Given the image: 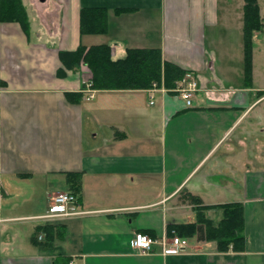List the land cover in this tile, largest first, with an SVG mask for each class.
<instances>
[{
	"label": "crops",
	"instance_id": "crops-1",
	"mask_svg": "<svg viewBox=\"0 0 264 264\" xmlns=\"http://www.w3.org/2000/svg\"><path fill=\"white\" fill-rule=\"evenodd\" d=\"M22 2L29 27L0 20V264H264V73L254 43L246 74L245 0ZM84 8L109 10L106 33L82 34ZM105 44L114 59L161 49L197 80L193 105L158 84L86 100L92 71L60 53ZM60 191L76 192L80 214L34 218ZM230 203L244 208L243 251L196 237L181 254L131 246Z\"/></svg>",
	"mask_w": 264,
	"mask_h": 264
},
{
	"label": "trees",
	"instance_id": "trees-1",
	"mask_svg": "<svg viewBox=\"0 0 264 264\" xmlns=\"http://www.w3.org/2000/svg\"><path fill=\"white\" fill-rule=\"evenodd\" d=\"M108 16L109 10L105 8L82 9V34L106 33ZM0 20L20 22L24 27H29V18L22 0H0ZM263 29L264 18L261 16L259 1L245 0V70L249 77L253 73L254 35ZM60 57L68 68H74L82 61L86 63L93 73L95 89H142L152 87L154 82L167 88H177L187 74L186 70L164 61L159 48L128 49L125 57L114 59L109 44L91 46L88 49L80 46L75 51L61 52ZM71 177L73 175H70V179ZM191 199L194 203H201L199 198L192 196ZM210 208L222 211L218 222L206 216L205 210ZM196 211V222L170 224L169 233L176 231L182 237L215 241L220 252L245 250V217L241 203L202 206Z\"/></svg>",
	"mask_w": 264,
	"mask_h": 264
},
{
	"label": "built area",
	"instance_id": "built-area-1",
	"mask_svg": "<svg viewBox=\"0 0 264 264\" xmlns=\"http://www.w3.org/2000/svg\"><path fill=\"white\" fill-rule=\"evenodd\" d=\"M158 89L156 82L153 83L151 92ZM177 90L181 93V96L186 100L188 106L193 105V97L198 90V82L195 77L188 73L179 83ZM86 93V100L90 101L96 97L97 90L93 87L92 81H88L86 88L84 89ZM152 103L153 101V96ZM78 197L75 193L71 191H60L56 193L52 199L49 210L46 214L41 216H36V219H50L58 216H71L78 215L80 211L77 209ZM169 238L170 241H169ZM156 244H161L164 249V253L168 254H180L185 251L189 246V240L182 236L174 233L172 237L165 234L161 238H154L144 232H135L131 240V246L133 249L140 253H149L153 250V246ZM68 264H85L75 260L70 261Z\"/></svg>",
	"mask_w": 264,
	"mask_h": 264
},
{
	"label": "rangeland",
	"instance_id": "rangeland-1",
	"mask_svg": "<svg viewBox=\"0 0 264 264\" xmlns=\"http://www.w3.org/2000/svg\"><path fill=\"white\" fill-rule=\"evenodd\" d=\"M222 4L224 6L226 5V3H223V2H222ZM254 43H255V47H256V49H255L256 50V62H255L256 71H257L258 75H261L264 73V31L257 32L256 36L254 37ZM256 137H259L258 133L254 134V137H252V138H256ZM174 233L179 235L176 231H173L172 233L168 234L169 237H172L174 235ZM184 238H187L189 240V237H184ZM170 239L171 238H169V241H170ZM187 250H188V248L185 249V251L182 253H186ZM168 254H171V253H168Z\"/></svg>",
	"mask_w": 264,
	"mask_h": 264
}]
</instances>
